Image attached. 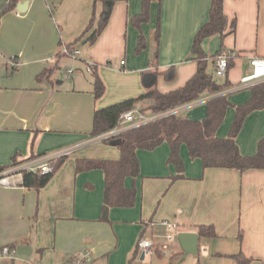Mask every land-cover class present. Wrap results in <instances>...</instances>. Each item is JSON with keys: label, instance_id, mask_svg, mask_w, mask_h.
<instances>
[{"label": "crops", "instance_id": "crops-1", "mask_svg": "<svg viewBox=\"0 0 264 264\" xmlns=\"http://www.w3.org/2000/svg\"><path fill=\"white\" fill-rule=\"evenodd\" d=\"M8 1L0 0V10ZM23 2H27L25 12L16 15L15 8L0 20V167L84 143L90 138L95 111L143 95L140 75L154 68L151 40L157 26L156 69L163 72L174 67L176 73L172 82L159 76L157 90L168 93L181 88L196 71L191 47L195 34L209 20L211 4V0L154 1L147 23L138 29L130 20L140 13L141 0H117L95 43H78L70 51L77 54L69 56L63 54L65 46L83 33L93 11L98 18L101 5L93 6L92 0H18L17 4ZM223 11L227 18L224 35L205 39L202 49L207 56L221 51L235 54L226 77L217 82L236 86L251 71L249 59L264 57V0H224ZM140 35L145 47L137 52ZM76 56L80 63L71 60L73 68L59 76L66 86L58 87L63 82L55 86V72L60 75L68 58ZM12 58L18 68L10 73L7 67ZM88 64L93 73L86 78L79 67ZM53 67L49 80H37ZM74 69L79 73L74 74ZM94 72L105 86L97 101L92 95ZM206 98L176 108V114L194 121L204 119ZM249 98V89L227 96L233 106L243 105ZM234 114L233 108L227 109L217 137H227ZM263 137L264 107L245 118L236 138L240 153L254 155ZM168 153L166 144L137 152L140 175L125 178L123 183L126 189L135 188V204L110 208L107 221L100 220L103 173L76 172V160H117V146L96 143L81 147L38 190L23 187L17 178L13 187L0 186V247L31 248L29 258L16 255L0 264H70L79 253H87L90 264H133L138 254L141 261L145 259L136 248L138 239L154 243L161 238L159 234L166 230L162 221L178 224L177 234L198 235V226L213 228L215 237L198 236L200 264H239V255L248 264H264V170L242 174L224 169L202 171L200 161L191 160L181 146L184 179L172 181L176 171L166 163ZM168 252L170 262L183 255L179 243L169 245ZM162 253L155 252L158 257Z\"/></svg>", "mask_w": 264, "mask_h": 264}, {"label": "trees", "instance_id": "trees-1", "mask_svg": "<svg viewBox=\"0 0 264 264\" xmlns=\"http://www.w3.org/2000/svg\"><path fill=\"white\" fill-rule=\"evenodd\" d=\"M93 6L97 3L101 5L98 18L92 12L89 23L83 33L65 48L71 51L74 45L81 43L92 45L101 34L108 23L113 6L117 0H92ZM154 1L141 0V11L131 18L132 26L140 28L147 23L149 17V7ZM18 0H9L0 10V20L3 15L13 11ZM224 0H211L209 9V20L195 34L191 55L196 63L194 75L179 89L160 93L157 90V78L162 76L164 81L172 82L176 73L174 67H170L163 72H158L156 62L158 58L159 26H157L152 37L153 57L151 64L153 70L144 71L140 75L141 85L145 93L135 99H130L107 108L97 110L93 113L92 130L89 137L101 135L117 124L121 114L132 109L137 103H146L141 107L143 112L160 113L173 110L186 104H190L202 96L209 97L206 101V116L200 121H194L172 114L155 122L132 128L122 133L119 137L117 149L119 158L117 160L101 159H78L76 160V172L101 171L104 177L103 205L101 221H107L108 210L112 207L130 208L135 204L136 190L134 187L126 189L124 187L125 178H135L140 175L137 152L153 151L162 144L169 147L167 165L172 166L176 175L171 176L172 181L184 179V166L180 158V148L184 146L187 155L191 160L200 161L202 171L207 169L235 170L240 174L249 170H264V137L257 143L256 152L252 156H244L240 153L236 144V138L241 130L245 118L253 111L264 107V83L257 84L250 90V98L243 105L233 106L227 99L228 95H222L224 90L231 87L228 81L218 83L214 77V63L217 54L207 56L202 49V42L215 35L223 36L227 27V18L223 11ZM52 13V11H51ZM231 31L234 30L235 22L230 24ZM60 45V42H59ZM145 47L144 38L140 35L136 51L140 52ZM15 59V58H14ZM232 67V60L228 61V70ZM213 70V74L209 71ZM56 67L43 71L37 80L50 79L51 72ZM10 73L16 71V67L10 66ZM105 86L100 77L94 72L92 95L95 101L103 97ZM228 108L235 111L234 118L227 137L219 138L216 132L224 120ZM106 144V143H104ZM40 156V155H38ZM37 156H32L28 159ZM64 162V159L57 161L53 165V172L49 174H33L25 172L22 176V185L25 188L38 190L43 188L50 180L53 173ZM14 162L11 165H15ZM8 166L0 167V171ZM199 237H215L211 226H198ZM240 237V236H239ZM26 243V242H23ZM14 249L15 246H8ZM40 252V251H39ZM137 251H135V254ZM175 259V256L171 258ZM239 264H248L249 260L237 257Z\"/></svg>", "mask_w": 264, "mask_h": 264}, {"label": "built area", "instance_id": "built-area-1", "mask_svg": "<svg viewBox=\"0 0 264 264\" xmlns=\"http://www.w3.org/2000/svg\"><path fill=\"white\" fill-rule=\"evenodd\" d=\"M19 14L18 12L16 15ZM63 54H67L69 56H75L77 52H70L67 48H64ZM235 54L229 51H221L217 54L215 63H214V75L215 77L222 79L226 77L228 71V61L233 59ZM10 64L13 67H17L16 59L12 58L10 60ZM122 64V62H121ZM249 66L251 71L249 74L243 76L236 86H231L224 90L222 95H230L233 92L249 89L257 84L264 83V57H251L249 59ZM86 71L89 74L93 73L92 64H88L86 67ZM209 100V97L205 99ZM177 109L168 110L160 113H149L143 112L138 105H135L132 109L124 112L120 115L117 124L113 129L89 138L82 144L68 146L62 149H59L55 152L43 154L31 159L24 160L15 165L8 166L4 170L0 171V186L5 187H13L15 186V179L22 180V176L25 172L28 173H39V174H49L53 172V165L61 160L65 159L68 156H71L73 153L78 151L81 147L96 144V143H106L110 144L118 140V137L126 132L129 129L136 128L139 126H143L152 122H155L159 119L167 117L172 114H176ZM145 226L152 227L153 223H146ZM161 225L168 232H177L178 224L174 222L162 221ZM165 238L167 240H172V235L168 233ZM136 248L139 252L142 253L143 256L154 254L156 251L164 250L165 247L163 245L154 244L150 239L141 237L138 239ZM16 249H11L8 246L0 247V261L10 260L16 257ZM91 257L87 253H79L74 255L70 264H90ZM236 264V263H233Z\"/></svg>", "mask_w": 264, "mask_h": 264}, {"label": "rangeland", "instance_id": "rangeland-1", "mask_svg": "<svg viewBox=\"0 0 264 264\" xmlns=\"http://www.w3.org/2000/svg\"><path fill=\"white\" fill-rule=\"evenodd\" d=\"M210 55H212V53L210 54ZM76 59H77V56L75 57V58H68V60H69V62L68 63H65L63 66H62V68H61V70H60V72H61V74L59 75L58 74V72L56 71L55 72V74H54V78H55V86H56V84L57 83H61V82H63V84H57L58 85V87L59 88H64L65 86H66V80H63L61 77H64V74H65V70L66 69H72L73 68V65L70 63V61L72 60V61H76ZM76 62H79L78 60L76 61ZM80 63V62H79ZM17 68L18 67H16V70H17ZM79 69L81 70V72H80V74H83L84 73V75L86 76V75H88L89 76V73H87V71H86V67L85 66H80L79 67ZM9 70H10V66L8 65V67H7V71L9 72ZM73 71V70H72ZM209 71L213 74V70H211V68H209ZM74 74H77V72L78 71H75V69H74ZM79 73V72H78ZM58 74V75H57ZM57 75V76H56ZM59 76H61V77H59ZM86 78H88L87 76H86ZM65 79V78H64ZM214 79L216 80V81H221L219 78H217V77H214ZM88 80H90V79H88ZM234 93V92H233ZM232 94V93H231ZM183 116L185 117V114H183ZM183 116H181V117H183ZM168 233H170L171 235H172V240H167L166 238H165V236L168 234ZM159 235H161L162 237L161 238H159V239H154L153 241H154V244L155 243H158V242H160L161 244H163V245H165V249L163 250V253H165L166 252V255H163V253H162V255L160 256V257H158V256H156V254L154 253V254H151V255H145L144 257H145V259L144 260H140V254H138L137 256H136V258H135V263H133V264H200V261H201V259H202V255H201V253L200 254H196V255H187L182 261H181V259H182V256H180V255H178V257H177V259H174L172 262H170V257L172 256V254L171 253H169L170 252V249H169V252H168V246L169 245H176L177 246V243H178V240H177V232H175V231H173V232H168L167 230H165V232L163 233H160ZM168 253V254H167ZM202 262V261H201Z\"/></svg>", "mask_w": 264, "mask_h": 264}, {"label": "water", "instance_id": "water-1", "mask_svg": "<svg viewBox=\"0 0 264 264\" xmlns=\"http://www.w3.org/2000/svg\"><path fill=\"white\" fill-rule=\"evenodd\" d=\"M27 7V2H23L20 4H17L16 6V12L23 13L25 12V9ZM1 61V58H0ZM109 145L111 146H117L118 142L114 141L111 142ZM177 240L178 243L182 249L183 256L181 261L187 256V255H196L198 253L199 249V237L196 233L192 232H180L177 234ZM16 254L18 256H23L26 258H29L31 255V248L29 246H17L16 247ZM143 257V255H142Z\"/></svg>", "mask_w": 264, "mask_h": 264}]
</instances>
